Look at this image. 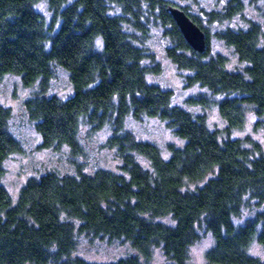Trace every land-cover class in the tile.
Returning <instances> with one entry per match:
<instances>
[{
    "label": "trees",
    "instance_id": "16d2710c",
    "mask_svg": "<svg viewBox=\"0 0 264 264\" xmlns=\"http://www.w3.org/2000/svg\"><path fill=\"white\" fill-rule=\"evenodd\" d=\"M41 1L0 0V81L14 74L27 86L40 83L41 91L25 102L28 115L44 147L69 148L77 173L31 177L15 202L4 184L5 162L24 146L11 130V109L0 102V264H147L159 247L171 264H189L203 227L215 239L207 252L211 264H264L251 254L254 242L264 247V149L233 137L251 113L264 127V26L251 20L246 28L212 32L208 25L243 15L246 0L203 11L207 25L178 6L205 31L204 52L187 42L168 0H48L51 23L37 8ZM153 26L168 40L166 56L189 72L187 84L210 92L188 102L217 106L225 128H212L206 114L192 113L174 101L171 89L149 81L162 71L145 44ZM212 36L234 49L243 70L230 69L229 58L213 52ZM56 65L70 75L69 98L49 94ZM129 117H157L183 144L170 145L166 157L127 128ZM84 125L110 128L106 145L117 152L122 172L89 171L77 160L85 155ZM248 198L263 209L236 223ZM166 216L175 223L159 220ZM81 234L129 241L138 254L87 261L76 255Z\"/></svg>",
    "mask_w": 264,
    "mask_h": 264
},
{
    "label": "rangeland",
    "instance_id": "374dc122",
    "mask_svg": "<svg viewBox=\"0 0 264 264\" xmlns=\"http://www.w3.org/2000/svg\"><path fill=\"white\" fill-rule=\"evenodd\" d=\"M73 2L74 0H69ZM173 5L188 8L189 12L196 16H203V11H214L223 8L227 0H168ZM37 8L45 15L49 23L53 18V12L49 7L48 0H42ZM113 13H120L119 8L113 7ZM203 22L207 21L202 17ZM256 21L264 26V1L246 0V9L243 15L236 16L224 24H208L214 32L220 28L231 26L234 28H246L248 21ZM148 46L162 65L159 74H150L149 81L169 88L174 93V101L185 107L194 114H206L209 125L214 129H223L227 126L226 120L221 116L218 107H203L188 102L189 98L200 95H208V89L199 85H188L186 70L178 68L165 54V47L168 44L167 38L163 34L161 27H152V32L148 40ZM211 48L213 52H220L229 58V68L232 70H243L245 63L241 62L234 49L215 36L211 37ZM54 76L50 80L49 94L57 95L63 99L74 94V88L70 81V75L61 66H54ZM41 91L40 83L34 86L24 84L21 76L8 74L0 81V102L9 107L12 111L11 130L24 146V152L12 154L5 162L6 175L4 184L9 190L13 200H18L22 187L31 177H40L48 172L55 171L59 174L77 173L75 165L72 163V156L67 146L61 150L44 147L43 140L35 127V122L30 118L26 110L25 102ZM261 119L256 114H249L247 123L233 132V137L251 138L259 142L264 149V127L257 125ZM127 128L144 141L155 143L162 150L164 156L170 155L169 146L172 144L182 145L183 141L178 138L167 126L166 122L157 117H144L137 120L129 117ZM110 128L106 127L99 131H93L90 126L84 125L80 140L85 149V155L77 160L86 164L87 170L94 171L99 168L110 169L122 172L120 166L121 159L114 149L107 147L106 142L111 135ZM250 146V144H248ZM140 162L149 167V161L138 155ZM192 188L195 187L191 184ZM263 209L256 199H246L242 215L235 219L236 223L243 224L248 219L253 218ZM160 221L174 224L170 216L159 218ZM200 239L191 246L189 253V264H211L207 257L208 250L215 244L214 236L205 227L200 229ZM78 249L76 255L90 262L109 263L117 261L129 255H137L138 251L126 240H109L102 236H78ZM251 254L264 259V247L258 242H254L251 247ZM172 261L165 255L159 247L153 252L152 258L147 264H171Z\"/></svg>",
    "mask_w": 264,
    "mask_h": 264
},
{
    "label": "water",
    "instance_id": "95a60500",
    "mask_svg": "<svg viewBox=\"0 0 264 264\" xmlns=\"http://www.w3.org/2000/svg\"><path fill=\"white\" fill-rule=\"evenodd\" d=\"M168 10L180 27L187 42L194 49L204 52L207 48V37L205 31L182 7L170 5Z\"/></svg>",
    "mask_w": 264,
    "mask_h": 264
}]
</instances>
